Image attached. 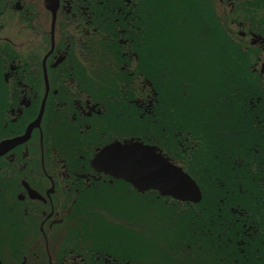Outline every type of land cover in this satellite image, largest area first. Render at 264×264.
Instances as JSON below:
<instances>
[{
	"label": "flooded vegetation",
	"instance_id": "obj_1",
	"mask_svg": "<svg viewBox=\"0 0 264 264\" xmlns=\"http://www.w3.org/2000/svg\"><path fill=\"white\" fill-rule=\"evenodd\" d=\"M224 1L232 12L229 0H0V264H142L143 194L92 165L114 143L154 146L196 181L201 264H264V85H194L189 49L183 81L161 73L174 67L164 32L222 23ZM245 33L261 76L264 39Z\"/></svg>",
	"mask_w": 264,
	"mask_h": 264
},
{
	"label": "trees",
	"instance_id": "obj_2",
	"mask_svg": "<svg viewBox=\"0 0 264 264\" xmlns=\"http://www.w3.org/2000/svg\"><path fill=\"white\" fill-rule=\"evenodd\" d=\"M231 1L236 7L228 13V17L241 18L245 29L248 28L264 37V0ZM239 3L241 5L238 6ZM253 10L255 14L252 13ZM225 23V20L222 23L215 20L214 15H207L199 25L194 26L192 22H186L183 25H175L173 31L164 32V39L158 42L159 49L169 51V54L173 56L174 66L170 72H161L167 78L165 81L172 83L183 81L186 74L183 73L182 67L186 61L182 55L189 49L201 52V54L196 52L200 55L201 62L197 67H203V70H192L190 74L191 83L194 85H264V75L258 76L250 70L243 39L237 38L238 44L235 47L233 40L228 36V25ZM203 34H206L205 39L194 40ZM193 55L195 54L191 57ZM194 62L197 63L196 58ZM190 64L191 67L195 65L193 61ZM163 89L165 90L164 87ZM237 106L242 105L238 103ZM238 112L242 113L241 110ZM149 195L152 196L149 197ZM142 200L145 201L141 216L142 264H201L203 245L198 230L199 205H192L189 209L191 231L188 233L186 208L183 209L185 203L160 197L156 192L142 195ZM148 210L151 213H148ZM134 223L135 219H132V224ZM126 232L132 233L129 229ZM131 240L135 244L134 233ZM226 251L224 248L223 255L220 256L230 262L235 256L224 254Z\"/></svg>",
	"mask_w": 264,
	"mask_h": 264
},
{
	"label": "water",
	"instance_id": "obj_3",
	"mask_svg": "<svg viewBox=\"0 0 264 264\" xmlns=\"http://www.w3.org/2000/svg\"><path fill=\"white\" fill-rule=\"evenodd\" d=\"M261 72L264 73V62ZM92 165L96 171L126 181L139 193L152 190L163 197L192 203L201 198L196 182L148 145L111 144L95 155Z\"/></svg>",
	"mask_w": 264,
	"mask_h": 264
},
{
	"label": "rangeland",
	"instance_id": "obj_4",
	"mask_svg": "<svg viewBox=\"0 0 264 264\" xmlns=\"http://www.w3.org/2000/svg\"><path fill=\"white\" fill-rule=\"evenodd\" d=\"M225 4H223L222 6H220L222 9H221V17H222V19L223 20H225L226 21V23L225 24H227L228 25V30L230 31V33H232V34H237V32H239L238 31V29L236 28V24H232L230 21H232L233 19L232 18H229L228 17V13H229V11H228V6L226 5L227 4V2H224ZM224 15H225V18H224ZM228 19V20H227ZM247 40L249 41V38H247ZM245 42H246V40H245ZM244 42V43H245ZM191 54H193L192 52H191ZM152 195H149V197H151ZM144 200H142V205H144V207H145V204H144ZM140 203H141V200H140ZM185 207H183V209H184ZM141 211H143V207H141ZM149 211V210H148ZM148 213H151L150 211L148 212ZM142 216V215H141ZM148 216H150V215H148ZM132 219H134V218H131V222H132ZM132 225H136V223L135 224H132ZM140 225H141V228H142V231H143V227H142V224L140 223Z\"/></svg>",
	"mask_w": 264,
	"mask_h": 264
}]
</instances>
